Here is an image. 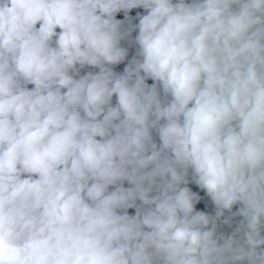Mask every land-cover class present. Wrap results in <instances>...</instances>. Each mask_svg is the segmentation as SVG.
I'll use <instances>...</instances> for the list:
<instances>
[{"label": "clouds", "instance_id": "obj_1", "mask_svg": "<svg viewBox=\"0 0 264 264\" xmlns=\"http://www.w3.org/2000/svg\"><path fill=\"white\" fill-rule=\"evenodd\" d=\"M0 264H264V0H0Z\"/></svg>", "mask_w": 264, "mask_h": 264}, {"label": "water", "instance_id": "obj_2", "mask_svg": "<svg viewBox=\"0 0 264 264\" xmlns=\"http://www.w3.org/2000/svg\"><path fill=\"white\" fill-rule=\"evenodd\" d=\"M222 230H223L225 233H229V232L231 231V229L228 228V227H224Z\"/></svg>", "mask_w": 264, "mask_h": 264}]
</instances>
